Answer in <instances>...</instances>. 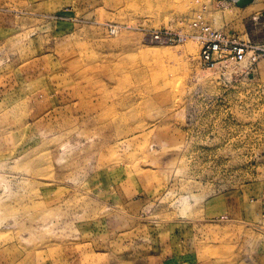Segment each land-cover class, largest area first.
Instances as JSON below:
<instances>
[{
  "label": "rangeland",
  "instance_id": "rangeland-1",
  "mask_svg": "<svg viewBox=\"0 0 264 264\" xmlns=\"http://www.w3.org/2000/svg\"><path fill=\"white\" fill-rule=\"evenodd\" d=\"M204 26L262 43L264 0H0V254L264 264V58L149 37Z\"/></svg>",
  "mask_w": 264,
  "mask_h": 264
},
{
  "label": "crops",
  "instance_id": "crops-1",
  "mask_svg": "<svg viewBox=\"0 0 264 264\" xmlns=\"http://www.w3.org/2000/svg\"><path fill=\"white\" fill-rule=\"evenodd\" d=\"M177 233V230H175L173 233L159 240V243L155 248L156 251L151 252L144 249L142 244H133L132 241L125 244L120 253L115 250H110L106 253H102V255H97L98 252L96 254L91 244L86 247L84 246L85 250L83 249V245L77 244L73 249L72 259L68 258L69 255H64V257H61L60 264H173L172 261L175 257L182 259L185 254H191V252H186L188 242L185 241V239L181 240L182 235ZM181 246L182 248H180ZM168 255H171V258H167ZM0 256L2 257V260L8 264L16 263L14 248L11 249V253H9V249H7V254L3 253L0 254ZM198 264L236 263H230V261L221 258H212L206 260L205 263L200 261Z\"/></svg>",
  "mask_w": 264,
  "mask_h": 264
},
{
  "label": "built area",
  "instance_id": "built-area-1",
  "mask_svg": "<svg viewBox=\"0 0 264 264\" xmlns=\"http://www.w3.org/2000/svg\"><path fill=\"white\" fill-rule=\"evenodd\" d=\"M196 27V24L194 23ZM200 33L196 34H172L168 31H157L149 34L153 41L162 43L183 42L187 36L199 41L200 62L204 67L211 68L216 60L226 58L237 63L248 61L256 64L264 58V42H252L250 40H240L234 35L227 34L220 30H212L210 27H200Z\"/></svg>",
  "mask_w": 264,
  "mask_h": 264
},
{
  "label": "water",
  "instance_id": "water-1",
  "mask_svg": "<svg viewBox=\"0 0 264 264\" xmlns=\"http://www.w3.org/2000/svg\"><path fill=\"white\" fill-rule=\"evenodd\" d=\"M253 0H235L239 7H245L247 4L251 3Z\"/></svg>",
  "mask_w": 264,
  "mask_h": 264
},
{
  "label": "bare ground",
  "instance_id": "bare-ground-1",
  "mask_svg": "<svg viewBox=\"0 0 264 264\" xmlns=\"http://www.w3.org/2000/svg\"><path fill=\"white\" fill-rule=\"evenodd\" d=\"M250 4V3H249ZM248 5V4H247ZM168 51V50H167ZM167 51H166V53H167ZM168 53H170V52H168Z\"/></svg>",
  "mask_w": 264,
  "mask_h": 264
}]
</instances>
